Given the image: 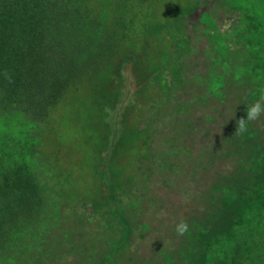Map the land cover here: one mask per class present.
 Segmentation results:
<instances>
[{
	"label": "trees",
	"instance_id": "trees-1",
	"mask_svg": "<svg viewBox=\"0 0 264 264\" xmlns=\"http://www.w3.org/2000/svg\"><path fill=\"white\" fill-rule=\"evenodd\" d=\"M187 1L177 14L180 4H173L160 21L158 0H0V264H46L52 257L48 246L54 245L43 240L42 231L53 186L42 173L40 157L43 132L67 95L112 83L117 89L130 87L133 95L142 88L145 127L143 152L137 156L159 168L158 159L170 155H158L152 147V125L158 124L159 114L153 101L160 98L165 105L173 89L187 82L183 58L193 47L185 17L214 6L234 21L222 29L209 11L201 12V33L209 35L212 45L203 63L225 69L241 91L240 105L235 104L228 122L229 135L224 133L233 148L229 154L239 153V163L235 174L210 187L208 199L201 198L207 199L204 218L190 221L182 260L169 256L165 264H264V136H258L264 135V128L256 129L251 121L245 133H235L236 119L245 115L244 99L256 98L252 69L258 0ZM236 66L244 69L241 85L232 77ZM225 74L210 68L201 81L222 101L228 94L223 89ZM187 109L186 104L178 107L181 112ZM142 170L139 167L132 178ZM126 185L114 189L110 208L121 202ZM93 206L108 210L106 203ZM122 210L120 206L118 216L127 222L125 227L113 217L107 222V241L115 240L113 254L126 246L132 232ZM97 252L94 259L103 257L97 264H112L110 255L102 252L99 257Z\"/></svg>",
	"mask_w": 264,
	"mask_h": 264
},
{
	"label": "rangeland",
	"instance_id": "rangeland-1",
	"mask_svg": "<svg viewBox=\"0 0 264 264\" xmlns=\"http://www.w3.org/2000/svg\"><path fill=\"white\" fill-rule=\"evenodd\" d=\"M177 2L180 5L175 14L187 5V0H158L160 21L166 20ZM214 7L212 11L198 8L185 17L193 47L191 55L183 58L187 82L173 89L165 105L160 98L153 101L159 114L158 124L152 125V147L158 155L170 153L165 154L164 160L158 159L159 168L137 156L143 152L145 127L142 88L133 95L130 87L123 85L117 89L113 83L100 88L81 87L67 95L53 113L43 132V157H40L44 160L42 173L44 177L48 174L49 186H53L46 229L42 231L43 240L54 245L48 246L52 257L45 260L46 264H97L102 261V252L103 256L110 255L112 264H165L169 256L180 262V253L185 250L184 237L175 235L174 223L179 219L190 223L204 218L202 211L207 202L203 201L213 194L207 192L214 183L235 174L240 156L235 151L229 154L233 148L230 149L231 143L224 133L229 135L228 122L233 118L235 104L241 102L238 97L241 91L225 69L203 63L212 45L207 41L209 35L201 33L205 27L198 21L201 12L209 11L222 29L234 21L223 9ZM254 17L257 28L253 35L252 72L256 96L264 88V0L256 2ZM239 66L232 75L237 85L242 84L244 73ZM210 68L225 74L223 89L228 94L223 101L207 89V83L201 84ZM181 104L188 109L179 111ZM253 123L262 130L264 114ZM258 136L260 139L264 135ZM141 166V176L132 178ZM127 182L137 184L126 185ZM123 184L126 193L121 194V202L110 208L108 200L114 189ZM202 197L207 199L201 201ZM95 202L106 203L108 210H96ZM120 206L132 232L126 246L113 254L115 240L107 241V222L113 217L120 226L127 225L118 216ZM96 250L98 259L93 258Z\"/></svg>",
	"mask_w": 264,
	"mask_h": 264
},
{
	"label": "clouds",
	"instance_id": "clouds-1",
	"mask_svg": "<svg viewBox=\"0 0 264 264\" xmlns=\"http://www.w3.org/2000/svg\"><path fill=\"white\" fill-rule=\"evenodd\" d=\"M242 104L244 105L245 115L242 118L236 119L235 133L237 135L245 133L248 124L264 114V88L260 89L255 99ZM172 230L177 237H185L190 232L189 222L185 219H179L174 223Z\"/></svg>",
	"mask_w": 264,
	"mask_h": 264
}]
</instances>
